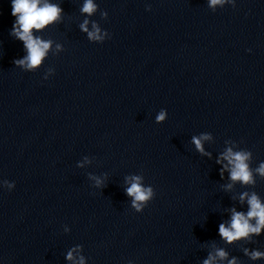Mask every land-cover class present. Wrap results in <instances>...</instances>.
Returning <instances> with one entry per match:
<instances>
[{
    "label": "clouds",
    "instance_id": "obj_1",
    "mask_svg": "<svg viewBox=\"0 0 264 264\" xmlns=\"http://www.w3.org/2000/svg\"><path fill=\"white\" fill-rule=\"evenodd\" d=\"M231 0H208V6L215 11L216 6H223L230 3ZM12 16L15 17L11 29V35L23 42L27 55L21 59L13 61L14 65L23 68L25 71H36L42 65L51 49L53 41L42 39L40 36L34 35V30L39 32L47 26L54 23L62 22L63 9L59 4L50 3L49 0H11ZM233 7H235L233 5ZM98 10V4L94 0H84L80 12L87 16H92ZM150 10V8H149ZM101 18L106 19L108 13L100 12ZM90 21L85 19L80 25V30L87 33L89 41L103 43L106 38H110V34L103 30L96 21H91V30H89ZM62 50L60 44L56 45V51ZM55 54V53H54ZM54 69H47L45 79L53 73ZM167 119V110L161 109L155 117L156 123L164 122ZM211 135L204 133L201 136H193L192 143L202 155L210 156L211 153L205 152L202 141L210 140ZM226 143H232L226 141ZM253 153L250 150L239 147V150L234 151L233 146H228L217 159V163L227 161L221 169V176L227 170L231 183L225 185V190H231L234 184L239 183L242 187L254 188L258 175L261 180H264V162H260L255 168L250 166ZM82 166V165H81ZM89 178L95 180L96 188L105 187L104 181L96 176L89 174ZM143 177L134 175L127 177L126 181L129 186L126 188L127 196L132 198L131 207L137 212H142L148 203L155 197V191L151 186H145L142 182ZM3 187L11 190L14 183L7 180L0 181ZM240 204L247 205L246 211H238L235 207L229 209L231 218L227 223L219 224V235L227 242L232 244L237 241H245L246 243H255L254 237L260 236L264 231V200L254 190L243 191L239 195ZM73 249L67 253V259L73 261L74 264H84V257H79L75 260L73 257ZM242 251L251 261L264 260V251L258 249L250 250L248 247H243ZM228 253L221 248H217L213 253H209L208 258L203 261V264H215L217 258L224 260ZM228 264H238L237 258L233 257L228 261Z\"/></svg>",
    "mask_w": 264,
    "mask_h": 264
}]
</instances>
